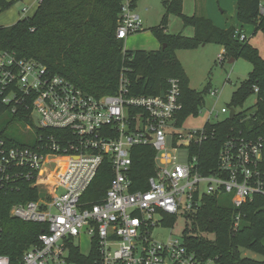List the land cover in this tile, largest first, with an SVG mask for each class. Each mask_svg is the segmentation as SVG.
Listing matches in <instances>:
<instances>
[{"label":"built area","instance_id":"built-area-1","mask_svg":"<svg viewBox=\"0 0 264 264\" xmlns=\"http://www.w3.org/2000/svg\"><path fill=\"white\" fill-rule=\"evenodd\" d=\"M27 10L24 7L22 13ZM259 11L264 12L262 3ZM141 29L142 20L133 12L131 0H124L116 37L125 39ZM235 34L246 38L239 29ZM217 58L222 60L223 50ZM253 91L256 94L258 89ZM0 94L12 113L24 106L31 119L37 117L39 128L65 132L56 138L35 136L38 141L29 146L8 147L0 139V186L19 189L27 182L37 194L36 199L14 203L8 216L47 228L17 262L0 254V264H78L73 260L75 250L86 264H209L212 261H203L186 240L196 235L191 223L204 198L226 193L234 207H240L255 195H264L259 139H225L214 172H201L191 147L207 138L206 130L179 131L176 119L182 103L176 78L168 80L163 94L135 95L121 74L114 94L97 97L36 60L0 49ZM25 128L33 134L29 125ZM134 146H150L155 152L146 189H133L140 184L130 175ZM105 159L112 177L101 199L94 202L87 190ZM238 220L239 214L234 227ZM179 222L183 223L180 233H172ZM163 230L170 234L159 237ZM2 234L0 219V238ZM82 238L87 240L86 251L81 248Z\"/></svg>","mask_w":264,"mask_h":264},{"label":"trees","instance_id":"trees-1","mask_svg":"<svg viewBox=\"0 0 264 264\" xmlns=\"http://www.w3.org/2000/svg\"><path fill=\"white\" fill-rule=\"evenodd\" d=\"M17 0H0V11L6 10ZM124 0H41L33 15L24 16L11 25L0 26V49L14 52L19 58L33 59L42 63L51 73L62 76L82 91L101 96L114 94L120 75L129 81L130 93L135 95L163 94L168 80L176 78L180 85L182 107L177 113L176 125L180 126L190 114H197L204 103V95L210 87L202 91L189 86V79L175 55L176 49H193L201 44L214 42L222 46L223 58L243 57L252 64L247 78L235 89L231 96L232 107L242 106L251 94L258 92L255 110L247 115L244 111L232 118L206 123L207 138L192 151L199 157L203 174L214 172L217 155L222 143L229 137H243L260 140L263 143V160L260 170L264 171V58L249 44L247 38L241 40L235 34L242 32V24L254 26V32L264 34V12L260 13L261 0H236L235 18L240 25L221 28L206 15L203 1L196 4V12L186 15L182 12L183 0H166L165 11L158 26L151 30L160 42L158 49H124V40L116 37V27L121 4ZM136 0H131L134 6ZM170 14L178 15L183 26H191L193 34L186 36L166 30ZM0 94V115L11 114V120H18L33 129L32 142H15L6 139L8 147L29 146L38 141L35 136L62 135V130L35 128L29 108L17 107L15 113L10 106L2 103ZM231 107V108H232ZM155 152L150 146H134L131 150L132 165L130 175L140 183L133 189H146L145 181L152 175ZM112 177L111 164L105 159L100 166L87 194L94 202L101 199ZM219 195L204 198L201 209L191 223V231L196 235L186 237L188 246L203 261L213 264H264L242 256L240 248L249 249L264 256V195H255L240 207H234L230 196L224 200ZM37 198L36 191L22 182L19 189L0 186V219L3 234L0 238V254L7 255L12 263L17 262L23 252L36 244L37 236L46 231V225L25 222L8 216L9 208L18 202ZM239 214L237 226L235 216ZM73 260L86 264L83 254L75 250Z\"/></svg>","mask_w":264,"mask_h":264},{"label":"rangeland","instance_id":"rangeland-1","mask_svg":"<svg viewBox=\"0 0 264 264\" xmlns=\"http://www.w3.org/2000/svg\"><path fill=\"white\" fill-rule=\"evenodd\" d=\"M166 0H136L133 6V12L140 15L143 20L142 29L128 35L124 40V49H154L160 46L159 40L153 34L151 28L158 26L164 14V2ZM264 6V0H261ZM218 3V1H217ZM37 0H17L12 6L6 10L0 11V26L11 25L17 20L22 13L23 7L28 10L25 16H31L37 8ZM215 6L219 11V4ZM235 6V5H234ZM182 12L186 15H192L194 12L193 0H183ZM211 20V19H210ZM212 21V20H211ZM213 22V21H212ZM214 23V22H213ZM215 24V23H214ZM216 25V24H215ZM217 26V25H216ZM219 27V26H218ZM242 28L246 34L250 45L255 47L260 56L264 58V34L262 31H253L254 26L251 24H242ZM166 30L169 33L182 34L191 36L193 28L191 26H183L182 19L175 14H170L167 21ZM222 46L214 42L201 44L193 49H176L175 55L180 61L189 79V86L197 91H202L207 85L210 89L218 91L215 95L206 93L204 95V103L197 114L188 115L180 125L179 131L186 133L191 130L202 129L206 123L216 122L228 117L231 103V96L235 89L245 80L252 70V64L249 60L238 57L229 63L228 58L224 57V61L220 63L218 54L222 52ZM256 95L251 94L242 106L232 107L235 112L244 111L247 115L252 114L255 110ZM227 109L226 113H221V108ZM210 111L212 115H210ZM216 114V115H215ZM25 123L16 119L11 120L9 112H3L0 115V132L6 139H13L15 142L23 143L31 141V131L25 128ZM228 194L223 193V200L228 198ZM183 227V223L179 222L177 227L171 232L179 234ZM170 230L158 231L159 237L168 236ZM87 240L82 238L81 248L87 250ZM241 255L256 260H263L264 256L253 252L249 249L240 248ZM212 264V263H209Z\"/></svg>","mask_w":264,"mask_h":264},{"label":"crops","instance_id":"crops-1","mask_svg":"<svg viewBox=\"0 0 264 264\" xmlns=\"http://www.w3.org/2000/svg\"><path fill=\"white\" fill-rule=\"evenodd\" d=\"M202 1L204 4V9H205L206 15L217 26H219L221 28H228L229 26L233 25V26H237L239 28L240 25L237 23L236 18H235V6L234 5H235L236 0H202ZM202 1L201 0H193L194 12L192 14H194L196 12V4L198 5V3H199V5H200V2H202ZM215 1H216V4L217 5L219 4V6L221 8L219 11L217 10V8L215 6ZM217 1H218V3H217ZM21 12H22V10H21ZM24 16H25V14L21 13L17 17V20L21 19ZM140 18H141V16H140ZM141 20H142V18H141ZM13 23L14 22H12L11 24H13ZM142 25H143V20H142ZM243 30L244 29L242 28V32L245 34V32H244L245 30L244 31ZM253 31H254V29H253ZM179 33L182 34V32H179ZM183 35H185V34H183ZM186 36H189V35H186ZM245 36H246V34H245ZM158 48H154V49H158Z\"/></svg>","mask_w":264,"mask_h":264},{"label":"water","instance_id":"water-1","mask_svg":"<svg viewBox=\"0 0 264 264\" xmlns=\"http://www.w3.org/2000/svg\"><path fill=\"white\" fill-rule=\"evenodd\" d=\"M233 61H234L233 59H229L228 60L229 63H231ZM234 114H235L234 108H230L228 117L232 118L234 116ZM32 121H33V124H34L35 128H39V124H38V120H37L36 116H33Z\"/></svg>","mask_w":264,"mask_h":264}]
</instances>
